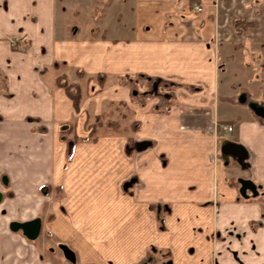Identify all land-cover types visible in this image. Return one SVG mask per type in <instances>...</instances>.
<instances>
[{
  "label": "crops",
  "instance_id": "0c3cea01",
  "mask_svg": "<svg viewBox=\"0 0 264 264\" xmlns=\"http://www.w3.org/2000/svg\"><path fill=\"white\" fill-rule=\"evenodd\" d=\"M217 4L0 0V264H50L8 229L34 199L76 264H264V118L221 103ZM81 114L124 128L69 147ZM239 180L262 192L241 197Z\"/></svg>",
  "mask_w": 264,
  "mask_h": 264
},
{
  "label": "rangeland",
  "instance_id": "374dc122",
  "mask_svg": "<svg viewBox=\"0 0 264 264\" xmlns=\"http://www.w3.org/2000/svg\"><path fill=\"white\" fill-rule=\"evenodd\" d=\"M216 9V18L218 17L219 22L217 64L221 65L218 69V89L221 103H226L225 100H229L230 103L222 105L233 107L229 111L238 120L243 119V115H245L242 109L247 110L254 117L248 106L252 104L256 107H264V0H218ZM238 18L252 22L254 28L247 30L244 34H235L232 31L234 30L232 26L234 25L233 21ZM235 28L237 29V26ZM58 79L59 77L55 79V82ZM63 80L66 85L77 87L79 90L76 84L67 83L65 78ZM240 98L243 99V102L240 101ZM119 123L117 117L116 119H104L103 117L91 119V117L88 118L85 114H81L76 122L66 126L64 124L61 128V139L69 147H72L76 143L92 141L98 135L120 131L124 127ZM92 127H94V132L91 134ZM69 153H65V159H68ZM0 184L2 183L0 182ZM41 189L46 191L45 195L49 196V203H53L63 196L61 190ZM260 189L262 190L261 187ZM260 189L256 188V193L262 192ZM0 191H4L2 185H0ZM3 195L8 196L6 191L3 192ZM35 205V211L34 209L33 212L31 211V217L39 219L41 226L39 236L33 241L35 247L43 253L42 255L49 258L50 264H69L64 260L58 248L61 244L51 239L49 233L44 229V221L50 218L48 216L50 211L48 210L45 214V207L39 199H34L33 207Z\"/></svg>",
  "mask_w": 264,
  "mask_h": 264
},
{
  "label": "water",
  "instance_id": "95a60500",
  "mask_svg": "<svg viewBox=\"0 0 264 264\" xmlns=\"http://www.w3.org/2000/svg\"><path fill=\"white\" fill-rule=\"evenodd\" d=\"M240 101L243 102V99L240 98ZM248 108L254 113V115L260 117V118H264V107H256L252 104H250L248 106ZM235 156L239 159H241V149L240 148H235ZM239 195L241 197L245 196V191H249L251 192V194L253 196L256 195V191H255V186L247 180H239ZM129 183H127L124 187L128 186ZM9 230L11 232H16V231H20L21 234L23 235V237L25 239H27L28 241H33L35 240L40 232V220L39 219H32L23 223H16V222H11L8 226ZM59 250L61 251V254L64 258V260H66L69 264H74L75 262V257L73 252L63 246L60 245Z\"/></svg>",
  "mask_w": 264,
  "mask_h": 264
},
{
  "label": "trees",
  "instance_id": "16d2710c",
  "mask_svg": "<svg viewBox=\"0 0 264 264\" xmlns=\"http://www.w3.org/2000/svg\"><path fill=\"white\" fill-rule=\"evenodd\" d=\"M63 79H64L63 77H59V79L56 80L55 84L58 85V86L63 87V89L65 90V92L67 93L69 98L71 99V103H72L73 109L76 110L77 107H78V101H79V98H80V92H79L77 87L66 85L64 83ZM99 84L101 85L102 82H100ZM93 132H94V127L91 128V134Z\"/></svg>",
  "mask_w": 264,
  "mask_h": 264
},
{
  "label": "built area",
  "instance_id": "2783aa9c",
  "mask_svg": "<svg viewBox=\"0 0 264 264\" xmlns=\"http://www.w3.org/2000/svg\"><path fill=\"white\" fill-rule=\"evenodd\" d=\"M193 11L194 12H200V9H199V7H194ZM17 42H18L17 38L12 37V38L8 39L9 46H11V47H14ZM221 128L226 133H231V131H232V129L229 125H223Z\"/></svg>",
  "mask_w": 264,
  "mask_h": 264
},
{
  "label": "flooded vegetation",
  "instance_id": "af4514ba",
  "mask_svg": "<svg viewBox=\"0 0 264 264\" xmlns=\"http://www.w3.org/2000/svg\"><path fill=\"white\" fill-rule=\"evenodd\" d=\"M253 113V112H252ZM254 114V113H253ZM232 152H235V150L234 149H232ZM248 181V180H247ZM255 191H256V187H255ZM245 192H249V191H245ZM249 193H251V192H249ZM257 194V193H256ZM252 195V194H251ZM41 227V226H40ZM9 229V228H8ZM41 229V228H40ZM10 231V230H9ZM16 232H19L20 234H21V232L20 231H16ZM40 233V232H39ZM22 235V234H21ZM23 236V235H22ZM39 236V235H38ZM37 239V238H36ZM35 239V240H36ZM27 240V239H26ZM35 240H33V241H35ZM28 241V240H27ZM29 242H32V241H29Z\"/></svg>",
  "mask_w": 264,
  "mask_h": 264
}]
</instances>
